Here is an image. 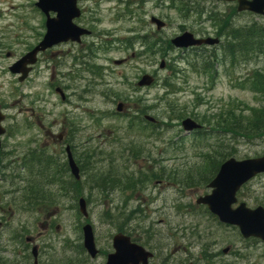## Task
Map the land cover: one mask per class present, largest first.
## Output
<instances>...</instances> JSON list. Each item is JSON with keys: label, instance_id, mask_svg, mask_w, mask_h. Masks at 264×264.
Masks as SVG:
<instances>
[{"label": "rangeland", "instance_id": "obj_1", "mask_svg": "<svg viewBox=\"0 0 264 264\" xmlns=\"http://www.w3.org/2000/svg\"><path fill=\"white\" fill-rule=\"evenodd\" d=\"M79 7L84 17L78 23L91 29L92 36L84 38L79 45H62L53 53L47 51L41 54L26 81L18 83L16 78L9 74L8 66L43 35L44 17L39 12H35L32 0H0V110L5 116L2 126L8 134V138L3 143L18 146L17 149L7 148L16 152L14 154L24 152L19 151L23 146L21 144L34 141L32 148L39 145L50 150L54 155H59V162H62L63 156L65 157L62 152L63 143L58 142L56 136L61 134L69 136L73 133V142L79 146V150H86L88 147L96 150L95 155L99 152L103 153L102 157L106 159L108 154L114 152L120 157L122 153L119 154L118 151L122 152L123 149L129 148L126 143L132 137L126 132L127 118L132 114L135 116L139 111V115H150L159 118L158 120L162 116L165 120L167 114L176 118L170 122L172 125L169 123V126H159L157 133L147 137L139 135V139L143 141H137L136 138L135 140L149 151L151 165L157 163L166 166L167 170L170 167L184 169L199 161L200 156L195 155L199 149L195 147L191 136L184 135L180 127L175 125L177 122L190 117L206 123L229 102L243 103L253 108L264 107V102H259L254 94L247 89L233 87L228 79L231 77L230 80L234 81L242 78L253 64L237 66L233 70L227 68V75L230 76L225 74L222 66L218 67L214 75L204 71L194 72L186 61L192 59L193 62L198 63L199 60L189 53L182 54L177 50H169L166 55H162L158 51L150 56V60L135 59L134 52L142 51L143 48L136 41L133 45L134 49L128 47V42L125 43V39L136 37L138 32L139 35L152 34L153 39L159 38L161 41L169 40L183 31L197 34L204 32L212 36L213 32L219 33V27L204 15V12H221L228 15L231 13L229 4H221L213 0H184L182 4L180 0H143L142 2L84 0ZM151 16L164 21L165 28L156 31L149 22ZM253 19L264 23L262 18ZM251 20L249 16L241 18L242 22ZM104 42L108 43L107 51L102 49ZM89 50L93 51L97 63L101 65L102 79L86 71L68 73L71 59L69 55L76 51V61L80 62L82 54ZM7 52L10 53L9 57H6ZM122 59L125 60L124 64L120 66L113 64L115 60ZM161 60L165 63L162 70L158 69ZM173 69L178 72H174ZM142 73L155 75L157 84L148 88H135V82ZM55 88H60L66 95L64 102L60 101ZM137 99L147 106L156 105L158 108L142 113ZM119 101L125 103L126 112L121 116L115 113V106ZM167 103L172 106V111L165 110ZM149 130L150 127L147 131ZM263 151L264 139L240 143L237 146L239 159L247 155L261 154ZM75 156L78 161L81 159V155L75 153ZM117 160V157L113 159L114 162ZM135 160L138 162L125 163L127 170H135L140 163L139 158L136 157ZM99 161L106 162L105 159ZM62 178L65 180L64 174ZM48 188L53 192L56 191V198L64 193L63 190L58 191L57 186H48ZM17 189V184L10 187L11 197L15 201L19 200ZM202 193L203 190L200 188L177 191L162 183L155 188L144 190L140 199L128 197L124 206L127 205V208L139 206L142 210L140 216H148L145 223L139 227L145 228L151 224L155 233L153 240L170 244L168 248H162L160 253L168 254L170 251L171 264H178L183 259H188L189 255L193 256L191 264H196L195 256L200 254L201 245L211 243V239L200 237L195 241V237L187 238L186 235L190 233L189 228L192 230L197 226L198 232L203 235L207 228L214 230L216 227H210V223L204 222L203 219L200 224L189 217L186 219L180 218V215L176 217L172 208L175 202L193 203L195 197ZM246 193L249 197L264 195V176L253 179L249 188L245 189L244 194ZM123 196L125 194L110 196L111 201L106 207L110 208L112 202H118ZM250 200L246 199L249 205L252 204ZM49 202L48 197L37 207L42 213L39 217L20 212L18 205L12 204V209L9 207L4 214L5 222L11 224L8 225L9 228L16 225L24 227L22 238L31 237L39 245L57 242L62 237L77 243L76 224L80 221L74 213L66 209L72 202L64 196L60 207H57L58 204H55L56 207L48 205ZM99 209L98 204L89 208L92 210L97 248L101 247L104 251L110 243L107 238V227L97 218ZM52 221L53 228L49 231V223ZM215 235L219 236L222 245L213 247L211 244L210 253L219 248L222 250L226 246L237 248L241 244L236 236H230L226 230H217ZM226 240L229 242L228 245H225ZM47 251L49 250L46 249ZM7 256L11 257L9 253ZM100 260L102 259L98 258L97 261L88 264H98ZM231 260L233 264H245L244 258L235 260L227 254L220 257L219 262L231 264Z\"/></svg>", "mask_w": 264, "mask_h": 264}, {"label": "trees", "instance_id": "obj_2", "mask_svg": "<svg viewBox=\"0 0 264 264\" xmlns=\"http://www.w3.org/2000/svg\"><path fill=\"white\" fill-rule=\"evenodd\" d=\"M180 2L182 4L184 0H180ZM230 12L231 13L228 15L213 13L212 11L204 12L205 15L216 23L217 27H219V33L223 37L222 43L219 44L217 50H213L211 53L199 54L200 61L198 63L188 62L189 66L194 72L204 71L212 73H216L217 69L215 66H222L227 75V68L233 70L237 66L253 64V66L248 69L246 75L242 76V78L234 81L230 80L231 77L228 79L234 86L252 92L259 102H264V23L254 20L253 17H251L252 20L250 22L242 25H235L233 23L234 20L232 19L235 10L230 9ZM146 38L145 35L135 37V39H137L136 41L143 42L141 45H144L146 50L147 47L151 46L154 52L158 51L157 42L160 41L159 38H155L153 41L147 40ZM167 43L165 49L171 50V47ZM130 46L131 41L129 40L128 47ZM140 54L141 53H137V56ZM137 102L142 113H146L148 110H154L156 108V105L147 106L139 99H137ZM165 110L172 111V106L167 103ZM135 119L136 118L130 116V119L127 122V134L132 135L133 138L137 136L138 141H141L139 135H145L147 137L158 132V125L150 123L142 125V123H140V117L138 118L140 121H137V123ZM173 119L176 118H172L169 114L165 116V121H171ZM205 124L208 127L201 132H198L194 136L196 140H193L195 143L203 145L199 147L204 150L201 151L200 161L191 165V167H209V169H215L227 158H238L237 146H239L240 143L256 142L264 139V107L253 108L243 103L229 102ZM148 126L151 128L149 131H147L149 128ZM133 138L127 143L129 148L123 149L121 157H127L129 155V159H134L135 157L139 159L144 157L148 158L145 154L147 152L146 149L140 142H137L138 145H134ZM93 155H95V151L91 150V156ZM108 158H110L109 168L111 171L106 172L107 175L92 167L91 174L85 176V182H88L89 180L88 183L90 185L89 197L96 194L98 199L103 200L106 196L108 197V193L118 187V190L123 194L126 192L135 194L141 192L142 188L146 185L153 184L156 180L163 177L162 170H140L138 171L137 178L133 177V172L124 174L122 172L121 174L117 171L119 165L112 160V156L108 155ZM91 163L93 166V161ZM113 169H115V171H113ZM39 170L40 166L37 173L27 170L25 176L30 179H33V177L36 176L38 182H31L30 184L23 186V189L17 190V194L20 197L25 196L29 198L31 197L29 190L37 189L32 192L34 193L32 197L46 199L49 197L52 199L54 194H56V191L53 192L48 188L46 185L47 180H49V184H51V181L57 183L59 187L58 191H65L62 187V179L59 173L56 174L53 172L48 165H42L40 172ZM207 173L212 176L214 171L210 170ZM11 177H13L12 180L16 178L22 179L19 171L11 174ZM205 179V174L197 170L194 173L186 174L183 183H185L186 187L203 186L202 184L206 182ZM166 180V182L171 184L182 185L173 173H171ZM65 182L67 183L66 180ZM70 182H72L71 179ZM79 183L80 186L83 185V183ZM80 186H75L72 190V192L75 193L76 198L84 193V190H82L83 188H80ZM65 192L66 195L67 191ZM60 196L61 194L58 197ZM124 211L125 208H123V212ZM195 215L199 217L200 214L197 212ZM107 216L108 218L111 217L109 214ZM130 220L131 218L128 220V218H125L124 216L121 218V222H115L111 219L109 221L110 225L112 223L119 232H126ZM214 258L215 255L209 254L206 249L201 253L203 264H215Z\"/></svg>", "mask_w": 264, "mask_h": 264}, {"label": "water", "instance_id": "obj_3", "mask_svg": "<svg viewBox=\"0 0 264 264\" xmlns=\"http://www.w3.org/2000/svg\"><path fill=\"white\" fill-rule=\"evenodd\" d=\"M77 0H38L36 7L39 8L46 16V32L42 40L22 58L9 67L12 74H20L18 81H23L30 67L34 64L36 54L47 48L61 42L73 41L79 42L82 35H88L89 31L72 23V19L79 16L76 8ZM236 1L238 11H249L264 17V0H221ZM49 12H55L54 18L49 17ZM157 29L163 26L158 19L151 18ZM215 39H194L193 36L184 32L171 40V44L176 48H187L189 46H199L201 44H213ZM163 64H160L162 68ZM153 82L152 77L143 75L137 82L138 87L150 86ZM122 105L118 104L116 110L120 111ZM146 119L152 121L151 118ZM1 120V117H0ZM185 131H191L199 126L190 119H185L181 123ZM3 130L0 128V134ZM69 166L75 178H78V171L70 155H68ZM264 173V155L257 158L235 160L233 158L226 160L221 164L215 178L209 183L211 188L209 195L199 197L196 200L198 204H204L209 211L216 215L221 223L237 226L244 237L255 236L264 241V209L257 207L248 209L244 204L237 208L231 209V204L235 202L236 191L249 179L256 174ZM80 211L85 215L84 203H80ZM83 246L93 257L96 254L91 227L84 225ZM112 248L114 253L108 255L106 264H146L149 254L144 252L140 247L130 244L129 239L123 235L117 234L112 239Z\"/></svg>", "mask_w": 264, "mask_h": 264}, {"label": "flooded vegetation", "instance_id": "obj_4", "mask_svg": "<svg viewBox=\"0 0 264 264\" xmlns=\"http://www.w3.org/2000/svg\"><path fill=\"white\" fill-rule=\"evenodd\" d=\"M4 157L5 156L3 155V153L0 152V160ZM10 160H11V155H9L5 159V163L8 162L7 165H10ZM23 164H25V160L22 156L20 158V165L22 166L21 168H24L25 165H23ZM25 167L28 169L30 166H25ZM29 200L33 203L39 202L38 199H29ZM21 201H22V199H21ZM2 202L3 203L0 206V211L1 212L2 211H8L10 200L9 199H3ZM12 202H15V199H12ZM23 202L26 203V201H23ZM29 204H32V203H29ZM0 224H1V222H0ZM29 241H33V239L30 238ZM249 241L250 240H248L247 242H249ZM32 246H35V242H31L30 244L23 243V245L12 246V248H11V259L8 262H4L7 260V257L5 256V254L8 252V249H6L5 247L0 248V264H17V263H21V262H25V264H27V261L30 260L29 257L31 255L30 250H31ZM148 251L152 252V257L149 259L148 264H170L169 261H172L171 257L165 253H160V252L157 253L154 249H151ZM69 258H70V264H83L86 260L85 254L82 252V248L75 250L73 255ZM38 259L40 261V264H43V261H47V258H45L43 261L41 260L42 257L40 256L39 248H38ZM244 259H245V261H244L245 264H260L261 262L264 261V249L262 250V252L259 253L258 256L255 252H251V253L247 254ZM36 264H37V261H36Z\"/></svg>", "mask_w": 264, "mask_h": 264}]
</instances>
